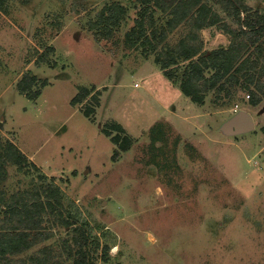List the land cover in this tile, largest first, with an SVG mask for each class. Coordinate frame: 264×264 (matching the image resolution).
I'll return each mask as SVG.
<instances>
[{"label":"rangeland","instance_id":"374dc122","mask_svg":"<svg viewBox=\"0 0 264 264\" xmlns=\"http://www.w3.org/2000/svg\"><path fill=\"white\" fill-rule=\"evenodd\" d=\"M204 1L235 25L229 0ZM238 1L264 14V0ZM112 3L127 16L97 43L89 21ZM139 8L136 0H6L0 10V146L13 142L36 165L7 166L0 191L61 202V211L43 212L41 238L17 258L75 264L83 247L85 264H264V99L252 106L239 84L193 102L181 88L189 61L158 73L156 54L125 45ZM187 32L181 25L169 44ZM201 39L208 54L230 44L216 28ZM84 88L93 94L73 105ZM241 112L254 128L228 131ZM113 124L133 140L116 160Z\"/></svg>","mask_w":264,"mask_h":264},{"label":"trees","instance_id":"16d2710c","mask_svg":"<svg viewBox=\"0 0 264 264\" xmlns=\"http://www.w3.org/2000/svg\"><path fill=\"white\" fill-rule=\"evenodd\" d=\"M136 1L140 8L135 25L125 35V45L135 50L142 48L146 54H156L155 63L164 73L181 61H189L181 88L193 102L202 104L206 92H222L227 87H236L239 84L251 91L249 98L252 106H258L263 101L264 14H247L249 8L245 4L238 0H229L225 8L232 6V11L226 10L235 18V26L204 0ZM5 3L6 0H0V10L4 9ZM127 12V8L120 3L106 4L97 12L95 20L89 21L88 27L93 32L95 41L101 43L111 39L125 20ZM157 12L161 13L164 23L159 24L160 20L156 19ZM241 12L247 16L242 18ZM184 24L188 25L187 34L176 45L169 44V36ZM211 28H216L228 36L230 44L208 54L203 52L201 33ZM207 73L210 75L207 76ZM27 79L28 87L20 88L25 93L35 82L34 77ZM93 92L82 89L72 104L81 103ZM35 97L30 96L32 99ZM93 97L99 103L98 96ZM93 111L89 108L86 115L90 116ZM111 128L119 133L112 138L114 144L120 146L119 152H115L113 156L116 160L120 152L129 150L133 140L128 136H121L126 133L122 126L113 124ZM106 132L110 133L108 130ZM27 162L28 157L13 142L7 140L0 146V185L6 180L7 166L14 165L21 170ZM32 166L36 167L35 164ZM53 196L54 194L44 199L38 192L35 198L11 196L7 200L6 194L0 191V211L5 209V215L0 217V264H26L17 257L33 248L41 238L39 229L43 212L48 207L61 211L60 200ZM65 223L71 225L68 220ZM79 253L81 259H76L75 264H85L87 252L82 247ZM32 260L35 261L34 264H46L49 261L47 257H32Z\"/></svg>","mask_w":264,"mask_h":264},{"label":"water","instance_id":"95a60500","mask_svg":"<svg viewBox=\"0 0 264 264\" xmlns=\"http://www.w3.org/2000/svg\"><path fill=\"white\" fill-rule=\"evenodd\" d=\"M230 132H241L254 128V120L250 113L241 112L235 119L227 126Z\"/></svg>","mask_w":264,"mask_h":264},{"label":"crops","instance_id":"0c3cea01","mask_svg":"<svg viewBox=\"0 0 264 264\" xmlns=\"http://www.w3.org/2000/svg\"><path fill=\"white\" fill-rule=\"evenodd\" d=\"M147 62H149V65H150V68H151V67H152V64H151L152 61H151V59H150V60H147ZM154 63H155V60H154ZM154 65H155V64H154ZM154 65H153L152 69H154V68L157 69V70L159 69L160 72H158V73H161L162 71H161L160 66L158 65L159 67H157V66H154ZM157 70H156V71H157ZM154 74H155V73H154ZM151 75L153 76V73H152ZM151 75H149V76H151ZM143 76H146L145 78L149 79L148 73L144 74ZM22 152H23V149H22ZM23 153H24L27 157H28V156H29V157L31 156V155H28L27 153H25V151H24ZM31 157H32V156H31ZM29 159H30V158H29ZM31 162H33V161H31Z\"/></svg>","mask_w":264,"mask_h":264},{"label":"built area","instance_id":"2783aa9c","mask_svg":"<svg viewBox=\"0 0 264 264\" xmlns=\"http://www.w3.org/2000/svg\"><path fill=\"white\" fill-rule=\"evenodd\" d=\"M249 97V96H248Z\"/></svg>","mask_w":264,"mask_h":264}]
</instances>
